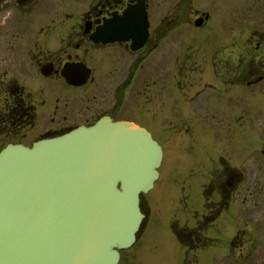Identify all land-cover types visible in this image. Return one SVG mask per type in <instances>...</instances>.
Masks as SVG:
<instances>
[{"label": "flooded vegetation", "instance_id": "flooded-vegetation-1", "mask_svg": "<svg viewBox=\"0 0 264 264\" xmlns=\"http://www.w3.org/2000/svg\"><path fill=\"white\" fill-rule=\"evenodd\" d=\"M71 94L89 107L71 115ZM100 117L164 138L163 164L210 136L205 161L180 166L197 179L180 192L195 225L178 237L264 263V0H0V150Z\"/></svg>", "mask_w": 264, "mask_h": 264}, {"label": "water", "instance_id": "water-1", "mask_svg": "<svg viewBox=\"0 0 264 264\" xmlns=\"http://www.w3.org/2000/svg\"><path fill=\"white\" fill-rule=\"evenodd\" d=\"M47 144L0 159V264H117L115 247L133 244L142 225L157 144L104 121Z\"/></svg>", "mask_w": 264, "mask_h": 264}, {"label": "rangeland", "instance_id": "rangeland-1", "mask_svg": "<svg viewBox=\"0 0 264 264\" xmlns=\"http://www.w3.org/2000/svg\"><path fill=\"white\" fill-rule=\"evenodd\" d=\"M203 9H207V7H203ZM217 14H222L223 12V5H214L212 7ZM70 98L72 99L71 104L69 105V113L71 115H77L80 109H87L89 106L86 103V100L81 99L78 95L71 94ZM55 111V107H53ZM51 115V114H48ZM159 139L165 141L164 138L158 136ZM197 139L200 140V143L196 146L197 155L193 156V159L189 158H181L171 150H168V157L166 158L164 169H168L170 171L169 176H165L163 174L162 180L156 185V189H154L152 193L153 199L155 202L161 206L163 210V215L159 217L161 213V209H158V212L154 210L153 205L148 208L149 216L148 222L146 225V231L144 229L143 236L140 235L139 241L136 243V246L130 250H124L122 252V259L120 264H176L178 262L179 256L177 252V244L173 237L168 235L167 233H163L161 231L160 225L163 224L167 219L166 215H170L176 206H174V202H177V193L176 188L173 185L175 182V177L179 178V173L176 172V166L180 167L184 165L185 161H194L196 159H200L201 161L204 160L205 153L203 152L204 144L210 141V136L199 135ZM210 143V142H209ZM190 146V145H188ZM207 146V145H206ZM211 146H207L206 148L210 149ZM163 169V171H164ZM172 175V176H171ZM192 176H196L194 173ZM149 202L151 200L148 197ZM148 204V201H147ZM177 214L181 216V210H178ZM159 217L160 223L158 224L155 220ZM148 232V233H147ZM147 234V235H146ZM146 236V237H145ZM142 237V238H141ZM144 240V241H143ZM179 254H180V261L177 264H186L181 262L184 258L188 260L189 264H205L204 259L208 262L209 260V253L206 252H195L188 253L187 257L186 254H183L185 248L183 249L181 246L178 247ZM182 257V258H181ZM220 258L221 255H217L214 257V261ZM203 259L202 261H200ZM212 264V263H211ZM215 264H227L224 260L220 262H215ZM246 264V263H244Z\"/></svg>", "mask_w": 264, "mask_h": 264}]
</instances>
